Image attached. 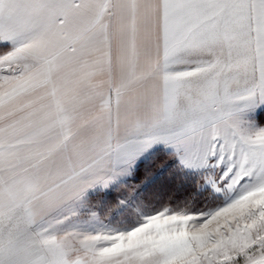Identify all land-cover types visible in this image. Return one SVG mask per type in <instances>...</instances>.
Listing matches in <instances>:
<instances>
[{"label": "snow or ice", "instance_id": "6c2138e0", "mask_svg": "<svg viewBox=\"0 0 264 264\" xmlns=\"http://www.w3.org/2000/svg\"><path fill=\"white\" fill-rule=\"evenodd\" d=\"M0 264H264V0H0Z\"/></svg>", "mask_w": 264, "mask_h": 264}]
</instances>
